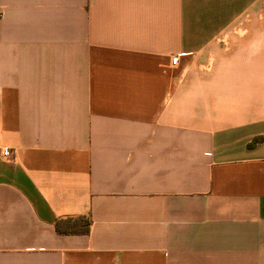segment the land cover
<instances>
[{"label":"crops","instance_id":"crops-1","mask_svg":"<svg viewBox=\"0 0 264 264\" xmlns=\"http://www.w3.org/2000/svg\"><path fill=\"white\" fill-rule=\"evenodd\" d=\"M0 264H264V0H0Z\"/></svg>","mask_w":264,"mask_h":264},{"label":"trees","instance_id":"trees-1","mask_svg":"<svg viewBox=\"0 0 264 264\" xmlns=\"http://www.w3.org/2000/svg\"><path fill=\"white\" fill-rule=\"evenodd\" d=\"M91 225L90 215L67 216L56 220L55 229L59 234H88Z\"/></svg>","mask_w":264,"mask_h":264},{"label":"built area","instance_id":"built-area-1","mask_svg":"<svg viewBox=\"0 0 264 264\" xmlns=\"http://www.w3.org/2000/svg\"><path fill=\"white\" fill-rule=\"evenodd\" d=\"M177 61H178V57H177V56H174V57L172 58V62H173L174 64H176ZM2 154H3L4 156H10V154H11L10 148H5V149L3 150V152H2Z\"/></svg>","mask_w":264,"mask_h":264}]
</instances>
